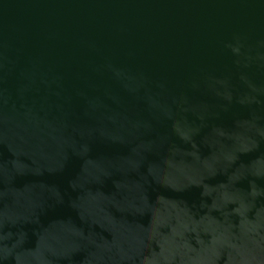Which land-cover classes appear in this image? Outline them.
Segmentation results:
<instances>
[{
  "label": "water",
  "instance_id": "1",
  "mask_svg": "<svg viewBox=\"0 0 264 264\" xmlns=\"http://www.w3.org/2000/svg\"><path fill=\"white\" fill-rule=\"evenodd\" d=\"M0 264H264V0H0Z\"/></svg>",
  "mask_w": 264,
  "mask_h": 264
}]
</instances>
